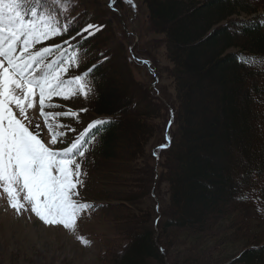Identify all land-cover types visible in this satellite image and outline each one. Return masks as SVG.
Returning a JSON list of instances; mask_svg holds the SVG:
<instances>
[{
    "label": "trees",
    "instance_id": "obj_1",
    "mask_svg": "<svg viewBox=\"0 0 264 264\" xmlns=\"http://www.w3.org/2000/svg\"><path fill=\"white\" fill-rule=\"evenodd\" d=\"M144 3L166 39L177 105L143 103L129 86L121 94L107 88L109 58L99 55L104 62L89 110L115 123L85 154L87 176L78 190L95 206L91 213L112 214L125 227L116 236L120 248L107 247L100 264H264V66L248 59L264 58V9L255 0ZM105 30L85 42L93 60L92 46L103 45ZM86 66L69 71L73 76ZM192 73L204 74L217 91L189 82ZM155 127L164 129L163 139L148 157ZM95 168L105 174L109 168L114 178L93 197ZM162 185L168 200L161 208ZM145 196L155 218L151 208L134 210Z\"/></svg>",
    "mask_w": 264,
    "mask_h": 264
},
{
    "label": "snow or ice",
    "instance_id": "obj_2",
    "mask_svg": "<svg viewBox=\"0 0 264 264\" xmlns=\"http://www.w3.org/2000/svg\"><path fill=\"white\" fill-rule=\"evenodd\" d=\"M126 2L131 4V0ZM74 7H69L66 0H0V196L6 194L17 214L30 210L44 225L62 226L72 233L81 214L91 213L95 207L79 199L78 189L84 187L87 176L82 168L85 154L95 149L101 135L115 123L96 119L67 147H54L66 142L67 132L60 129H76L50 121L71 116L78 122V113H48L45 109L59 107L51 103L53 97L68 100L74 95H91L95 99L99 85L95 72L103 63L100 60L86 66L90 50L85 42L104 25L87 23L78 27L76 18L70 15ZM60 36L68 38L52 47L33 50L37 44ZM248 59L250 66H264V58ZM82 66H86L83 71L65 78L70 69ZM37 96L39 115L50 135L47 142L41 138L40 124H33L28 114ZM77 239L85 246L90 243L82 236Z\"/></svg>",
    "mask_w": 264,
    "mask_h": 264
},
{
    "label": "rangeland",
    "instance_id": "obj_3",
    "mask_svg": "<svg viewBox=\"0 0 264 264\" xmlns=\"http://www.w3.org/2000/svg\"><path fill=\"white\" fill-rule=\"evenodd\" d=\"M144 1L131 0L129 4L126 0H66L69 7L76 5L70 15L76 18L78 27L92 23L104 25L106 28L99 38L103 45L92 46L93 52L91 53L94 60L89 55L87 65L91 66L100 61V54L109 58L103 68V71H106L103 79L104 85L109 89L114 86L118 94L123 93L124 88L129 86L131 95L141 99V102L149 101L156 106L160 105L172 110L177 105L175 87L170 79V72L173 70L172 62L168 58L166 39L151 22ZM255 1L259 7L264 9V0ZM68 15L69 13H62V16ZM57 43L60 42L55 37L37 44L33 50L52 47ZM101 64L103 63L98 65ZM192 75L188 77L189 82L201 83V87L196 85L197 88L204 89L205 93L214 94L217 91L204 74L192 73ZM70 77L69 74L65 76V78ZM51 103L59 107L46 108L45 111L48 113H63L69 110L78 113V122L77 118L71 116H60L50 121L53 124L61 122L60 124L76 129L75 132L68 131L67 128L60 129V131L67 132L64 138L66 142H58L54 146L56 149L67 147L68 143L91 121L104 118L96 116L89 110L88 98L83 95H74L68 100L53 97ZM81 109H87V111H80ZM148 113L151 112H146ZM28 114L32 117L33 124L37 122L40 124L41 138L47 142L50 135L44 118L39 115L38 96L34 98V107L28 110ZM155 128L157 132L147 146L148 157L151 153L155 154L154 149L160 146L163 139L164 129ZM142 164L143 160H140L137 162V167L142 169ZM108 166L110 167V164ZM236 168L238 167H234ZM106 170V174L101 168L93 170L97 182L91 181L88 186L93 197L105 190L103 183L106 180L114 178L110 169L106 168ZM137 187L135 193H137ZM159 190L162 195V203L160 202L162 208L168 200L167 186L162 185ZM82 194L80 193L79 199L82 198ZM84 199L92 200L89 196L86 197V193ZM137 205H140L144 211L151 208L146 196L134 204V210L138 207ZM151 215L155 218L152 208ZM122 228L125 227L118 228L117 222L113 221L112 214L88 212L81 214L75 233L62 226H46L30 210L17 214L9 206L6 194H3L0 196V264H100L104 252L109 249L107 247L120 248L117 237L118 230ZM77 236L84 237L90 243L85 246L77 239Z\"/></svg>",
    "mask_w": 264,
    "mask_h": 264
},
{
    "label": "water",
    "instance_id": "obj_4",
    "mask_svg": "<svg viewBox=\"0 0 264 264\" xmlns=\"http://www.w3.org/2000/svg\"><path fill=\"white\" fill-rule=\"evenodd\" d=\"M172 123H173V119H171V122H170V124H169V126H168V129H167V137H168V135H169V130H170V127H171Z\"/></svg>",
    "mask_w": 264,
    "mask_h": 264
}]
</instances>
